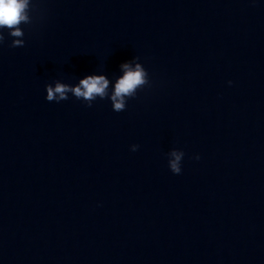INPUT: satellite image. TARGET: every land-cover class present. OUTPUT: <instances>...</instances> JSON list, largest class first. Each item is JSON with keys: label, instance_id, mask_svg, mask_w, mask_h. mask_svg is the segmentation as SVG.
<instances>
[{"label": "clouds", "instance_id": "obj_1", "mask_svg": "<svg viewBox=\"0 0 264 264\" xmlns=\"http://www.w3.org/2000/svg\"><path fill=\"white\" fill-rule=\"evenodd\" d=\"M31 0H0V45L5 42L3 30H7L8 36L12 37L10 47H23L25 41L23 39L25 33L21 28L22 24H30L32 18L30 16ZM125 69V74L115 84V91L111 95L112 107L116 112L125 110V97L133 98L136 96V89L147 83L146 73L141 68L140 64H136L135 68H131L128 64L122 66ZM231 83V81H229ZM108 80L103 76H88L80 81L79 86L69 88L65 84L57 83L55 87L46 86V100L49 102L67 100L66 95L69 91L74 93L75 98L82 99L91 107L92 102L99 97L104 99L107 96L106 89ZM132 151H136L138 145H132ZM173 159L169 160L168 167L174 174L181 173V161L184 157V152L172 151L170 153ZM199 159V157H196Z\"/></svg>", "mask_w": 264, "mask_h": 264}]
</instances>
